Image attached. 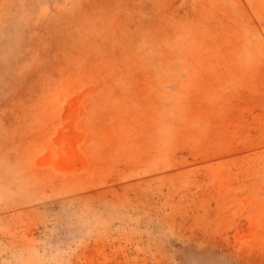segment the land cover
<instances>
[{"label":"rangeland","instance_id":"1","mask_svg":"<svg viewBox=\"0 0 264 264\" xmlns=\"http://www.w3.org/2000/svg\"><path fill=\"white\" fill-rule=\"evenodd\" d=\"M0 264H264V0H0Z\"/></svg>","mask_w":264,"mask_h":264}]
</instances>
